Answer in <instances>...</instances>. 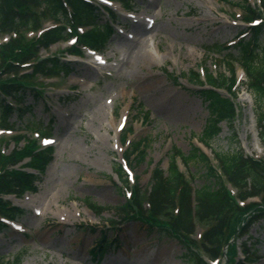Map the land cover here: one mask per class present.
<instances>
[{"label": "rangeland", "instance_id": "374dc122", "mask_svg": "<svg viewBox=\"0 0 264 264\" xmlns=\"http://www.w3.org/2000/svg\"><path fill=\"white\" fill-rule=\"evenodd\" d=\"M221 1L133 0L132 9L123 13L118 0H111L120 20L113 26L100 64L85 55L68 57L62 49L66 44L50 47L49 53L73 62L72 70L62 76L36 79L33 84L42 86L46 109L41 112L36 108L27 114L20 131L14 134L0 130L7 153L14 147L22 148L24 142L17 145L12 136L20 133L29 138L32 133L25 126L34 122L49 132V141L39 144H50L54 151L42 172L32 170L39 176L32 182L34 189L7 196L12 204L25 208L26 214L22 226L0 233L2 261L20 255L19 264H187L184 243L148 234L149 230L135 220L122 221L121 208L129 203L134 184L143 195L149 193L154 166L167 174L175 148L186 154L196 144L211 158L210 149L225 153L239 148L256 157L264 154L256 119L260 108L244 85L235 88V121L221 124V133L210 142V149L198 142L210 114L194 92L197 85L191 83V76L206 69L226 77L228 66L222 56L228 51L209 54V50L235 42L238 31L244 28V14L235 5L238 0ZM98 17V24L108 19L104 14ZM138 20L152 24L142 34L148 47L138 54H126L122 38L133 35L131 25ZM262 32L259 48L264 53V29ZM172 75L177 82L170 79ZM237 77L245 82L240 69ZM219 92L226 95L223 89ZM27 101L30 103L31 98ZM122 114L126 115L124 128L117 131ZM128 129L129 141H144L148 149L143 162H138L134 153L129 155L132 176L126 185L114 168L123 163L126 148L120 139ZM28 165L25 159L20 167L28 172ZM180 167L186 177L195 179L194 186L203 181L201 166L192 163ZM88 203L105 209L93 210ZM230 219L236 225L235 215ZM106 220L120 225L109 228ZM101 232L116 235L119 241L97 257L91 252ZM231 237L228 245L233 244L235 261L242 259L240 250L248 249L251 257H256L250 264H264V218L236 229Z\"/></svg>", "mask_w": 264, "mask_h": 264}, {"label": "trees", "instance_id": "16d2710c", "mask_svg": "<svg viewBox=\"0 0 264 264\" xmlns=\"http://www.w3.org/2000/svg\"><path fill=\"white\" fill-rule=\"evenodd\" d=\"M238 5L245 11V21L264 17V0H260L259 9L251 8L248 0H242ZM95 16V8L84 0H0V35H15L0 46V126L15 128L22 121L24 112L31 109L27 96L38 95V91L23 81L24 76H16L19 63L33 60L29 65L31 73L25 75L27 82L34 75L49 77L69 70L67 63L60 62L54 56L38 58L37 51L39 47L47 48L51 42L67 35L65 25L73 29L82 24H91L93 29L79 37L80 43L92 49L102 48L112 30L105 23L96 24ZM42 19H51L59 27L45 30L38 38L26 39L24 31L38 30ZM262 21L256 27H248L249 36L239 39L235 46L227 49L234 51L224 56L227 57L224 64L228 66L230 77L207 73L203 83L197 73L191 76L199 86H209L195 91L210 114L207 126L199 138L206 147H210V142L221 133V124L231 125L238 115L235 94L229 91L234 81V64L243 68L247 77L246 87L260 108L256 119L260 130L259 138L264 147V53L259 50L264 27V20ZM220 48L219 46L217 51L221 52ZM172 80L177 82L176 77ZM222 87L227 91V96L218 91ZM22 138L24 137H16L15 141L20 142ZM27 141L25 147L18 151L14 149L11 154L3 153L0 148V196L16 193L30 186V175L8 167L16 165L26 156H30L40 167L51 159V148L33 153L36 143L34 140ZM130 147L125 158L134 151L138 162L147 158L148 146L144 141L132 142ZM213 154L216 164L198 146L192 145L191 151L186 154L175 148L171 153L167 174L158 165L154 166L149 193L143 195L135 185L129 203L121 208L123 219L137 221L149 230L148 234L169 236L184 243L183 254L187 264H208L213 258L221 257L224 245L236 229L248 227L264 217V156L249 157L239 148L225 153L213 151ZM178 159L184 166L193 163L203 168L204 179L198 186L193 185L194 178L186 177L180 170ZM114 170L120 179L124 177V171L119 165ZM145 201L148 203L147 208H144ZM88 204L99 212L105 209L93 203ZM22 214L20 208L10 207L9 203L0 198L1 216L14 219ZM233 215L236 225L230 222ZM109 225L113 227L117 224L112 220ZM4 227L0 223V231ZM197 227L203 228L200 237L195 240L193 235ZM110 245L109 238L101 234L91 253L93 256H101L106 246ZM245 251L244 263L252 260L248 249ZM227 252L230 256L233 253L230 246ZM20 257L15 255L12 261L5 262L0 259V264H19Z\"/></svg>", "mask_w": 264, "mask_h": 264}, {"label": "bare ground", "instance_id": "6f19581e", "mask_svg": "<svg viewBox=\"0 0 264 264\" xmlns=\"http://www.w3.org/2000/svg\"><path fill=\"white\" fill-rule=\"evenodd\" d=\"M131 27L133 28V35L131 37L126 36L122 38L123 41H125V53L127 54L130 52L131 54H138L148 47V44L145 39H143L142 34L144 32H148L150 27L148 26V22L144 23L142 20L136 21V23H133ZM89 56L93 59L98 58V55L95 53H89Z\"/></svg>", "mask_w": 264, "mask_h": 264}]
</instances>
